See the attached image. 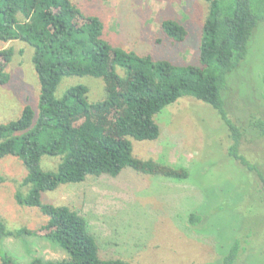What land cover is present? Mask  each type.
Returning <instances> with one entry per match:
<instances>
[{"label": "rangeland", "instance_id": "obj_1", "mask_svg": "<svg viewBox=\"0 0 264 264\" xmlns=\"http://www.w3.org/2000/svg\"><path fill=\"white\" fill-rule=\"evenodd\" d=\"M72 2L103 20L105 38L113 46L184 66L199 63V40L209 13V4L203 0ZM167 19L187 28L186 40L175 42L163 32L161 23ZM10 47L15 55L6 69L10 80L0 88V124L17 120L28 105L39 113L40 83L32 61L34 50L21 41L0 42V50ZM263 78L264 23L254 34L247 58L229 79L226 106L234 122L236 117L264 116ZM77 85L89 88L90 102L106 97L104 80L89 76L64 78L57 97ZM155 120L160 137L156 141L131 139L134 155L184 167L189 173L186 179L127 168L117 178L89 177L83 183L46 192L43 203L66 205L84 216L100 256L106 260L224 264L232 244L239 240L242 250L237 264H264V182L229 156L232 139L218 112L194 97L184 96ZM240 153L264 176V139L243 141ZM60 160L45 156L41 167L56 171ZM26 176L18 157L0 159V219L9 230L27 228L44 233L48 218L38 208L20 206L15 198ZM192 213L198 216L197 224L190 222ZM3 247L18 264H28L33 258L55 261L68 257L62 248L42 237H10Z\"/></svg>", "mask_w": 264, "mask_h": 264}, {"label": "trees", "instance_id": "obj_2", "mask_svg": "<svg viewBox=\"0 0 264 264\" xmlns=\"http://www.w3.org/2000/svg\"><path fill=\"white\" fill-rule=\"evenodd\" d=\"M203 1L209 4V13L199 40V63L184 66L113 46L105 38L103 20L72 0H0V42L21 41L33 48L40 83L39 113L28 105L17 120L0 124V159L15 156L23 162L27 176L18 186L16 201L40 209L48 218L44 233L9 230L0 219L1 264H18L3 247L10 237H42L68 255L55 261L33 258L28 264H135L103 259L87 219L69 206L43 203L42 197L89 177L117 178L127 168L186 179L189 173L184 167L137 158L131 140L156 141L161 130L155 116L184 96L218 112L232 139L229 156L264 182L263 173L240 153L243 141L264 139V116L236 117L234 122L225 94L264 23V0ZM161 28L175 42L189 34L182 23L171 19L162 21ZM14 55L12 47L0 50V88L10 80L6 69ZM73 76L103 79L105 99L90 102V90L84 85L72 86L57 97L63 79ZM45 156L60 157L56 171L42 169ZM189 219L193 224L199 220L193 213ZM240 246L239 240L232 244L224 264H237Z\"/></svg>", "mask_w": 264, "mask_h": 264}]
</instances>
